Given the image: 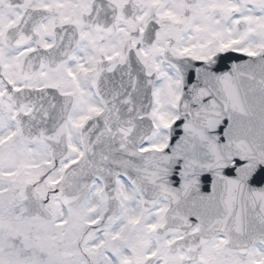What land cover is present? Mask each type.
Returning a JSON list of instances; mask_svg holds the SVG:
<instances>
[{
	"label": "snow or ice",
	"instance_id": "6c2138e0",
	"mask_svg": "<svg viewBox=\"0 0 264 264\" xmlns=\"http://www.w3.org/2000/svg\"><path fill=\"white\" fill-rule=\"evenodd\" d=\"M0 264H264V0H0Z\"/></svg>",
	"mask_w": 264,
	"mask_h": 264
}]
</instances>
